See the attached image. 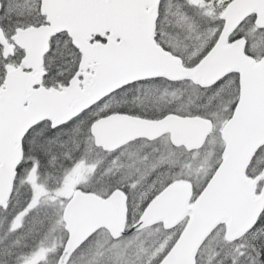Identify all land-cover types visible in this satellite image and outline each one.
Segmentation results:
<instances>
[{"label":"snow or ice","instance_id":"6c2138e0","mask_svg":"<svg viewBox=\"0 0 264 264\" xmlns=\"http://www.w3.org/2000/svg\"><path fill=\"white\" fill-rule=\"evenodd\" d=\"M0 264H264V0H0Z\"/></svg>","mask_w":264,"mask_h":264}]
</instances>
